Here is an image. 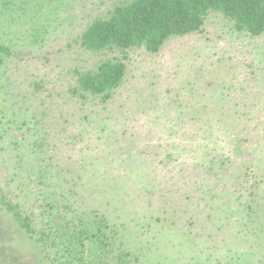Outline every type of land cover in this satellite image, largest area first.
Segmentation results:
<instances>
[{"label":"rangeland","instance_id":"1","mask_svg":"<svg viewBox=\"0 0 264 264\" xmlns=\"http://www.w3.org/2000/svg\"><path fill=\"white\" fill-rule=\"evenodd\" d=\"M124 1L65 0L54 19H41L44 39L28 30L15 39L18 50L0 64V181L30 212L54 198L71 202V217L104 212L131 264H258L264 247L234 182L245 165L264 186V34L211 13L201 31L158 52L81 47L85 27ZM124 56L126 78L108 100L72 92L75 70ZM242 130L247 154L229 169V141ZM221 152L216 176L207 169ZM46 166L58 174L40 184ZM0 256L51 264L1 207Z\"/></svg>","mask_w":264,"mask_h":264},{"label":"trees","instance_id":"2","mask_svg":"<svg viewBox=\"0 0 264 264\" xmlns=\"http://www.w3.org/2000/svg\"><path fill=\"white\" fill-rule=\"evenodd\" d=\"M64 1L0 0V64L15 55L18 50L15 39L25 33L22 30H28L25 37L35 42L44 39L48 29L42 26L41 19H54L53 15ZM211 13H220L238 32L252 37L264 34V0H127L115 5L107 15L95 17L78 36L77 42L92 52H126L137 47L158 52L173 37L201 31ZM125 59L126 56L111 57L94 68L75 70L72 92L108 100L126 78ZM237 126L239 124L235 123L234 127ZM229 142L233 158L228 168L232 169L237 161L243 162L247 154L245 142H249V138L242 130ZM224 156L223 152L214 154L207 170L220 175L217 172L220 166L216 162ZM244 167L242 181L234 182V194L245 197L239 206L244 209L245 224L261 240L258 245L264 247V186L257 172H246ZM38 173L40 184L45 179L49 184L53 183L58 174L52 175L50 166ZM206 177H210L209 173ZM8 189V182L0 181V207L10 212L16 223L42 245L51 264L132 263L128 260L130 253L121 249L118 230L104 212L94 210L71 217L65 210L71 209V202L54 198L56 206L52 204L53 200L47 201V205L37 206L39 212L34 213L24 209ZM41 193L39 201L44 202L47 194ZM65 196L66 191L58 199ZM43 207H49V210H42ZM259 260L258 264H264V249ZM0 264H5L1 256Z\"/></svg>","mask_w":264,"mask_h":264}]
</instances>
